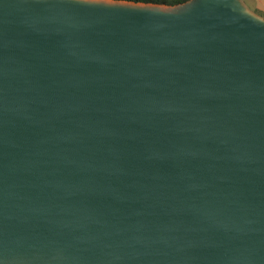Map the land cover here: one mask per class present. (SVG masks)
<instances>
[{"label": "water", "instance_id": "obj_1", "mask_svg": "<svg viewBox=\"0 0 264 264\" xmlns=\"http://www.w3.org/2000/svg\"><path fill=\"white\" fill-rule=\"evenodd\" d=\"M238 2L0 0V264H264V16Z\"/></svg>", "mask_w": 264, "mask_h": 264}, {"label": "snow or ice", "instance_id": "obj_2", "mask_svg": "<svg viewBox=\"0 0 264 264\" xmlns=\"http://www.w3.org/2000/svg\"><path fill=\"white\" fill-rule=\"evenodd\" d=\"M123 6L126 10L133 12H142L144 9H157L159 12L162 11L161 7L155 3H152L151 0H124ZM236 8L241 14L244 13V9L240 6L238 0Z\"/></svg>", "mask_w": 264, "mask_h": 264}, {"label": "crops", "instance_id": "obj_3", "mask_svg": "<svg viewBox=\"0 0 264 264\" xmlns=\"http://www.w3.org/2000/svg\"><path fill=\"white\" fill-rule=\"evenodd\" d=\"M255 10L264 13V0H247Z\"/></svg>", "mask_w": 264, "mask_h": 264}, {"label": "trees", "instance_id": "obj_4", "mask_svg": "<svg viewBox=\"0 0 264 264\" xmlns=\"http://www.w3.org/2000/svg\"><path fill=\"white\" fill-rule=\"evenodd\" d=\"M184 1L186 0H151V2L168 3V4H176Z\"/></svg>", "mask_w": 264, "mask_h": 264}, {"label": "rangeland", "instance_id": "obj_5", "mask_svg": "<svg viewBox=\"0 0 264 264\" xmlns=\"http://www.w3.org/2000/svg\"><path fill=\"white\" fill-rule=\"evenodd\" d=\"M243 2L252 10L258 12L259 14H262L264 16V13L260 12V11H257L253 8V6L247 1V0H243Z\"/></svg>", "mask_w": 264, "mask_h": 264}]
</instances>
